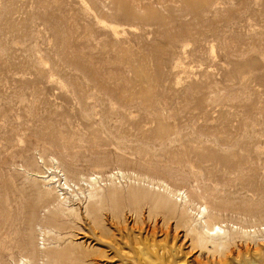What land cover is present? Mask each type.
Listing matches in <instances>:
<instances>
[{
	"label": "rangeland",
	"instance_id": "obj_1",
	"mask_svg": "<svg viewBox=\"0 0 264 264\" xmlns=\"http://www.w3.org/2000/svg\"><path fill=\"white\" fill-rule=\"evenodd\" d=\"M52 158L73 182L103 177L89 206L109 232L137 238L157 191L117 169L254 224L241 204L264 185V0H0V264L28 255V233L47 247L51 197L33 171ZM239 254L264 264L262 248Z\"/></svg>",
	"mask_w": 264,
	"mask_h": 264
},
{
	"label": "bare ground",
	"instance_id": "obj_2",
	"mask_svg": "<svg viewBox=\"0 0 264 264\" xmlns=\"http://www.w3.org/2000/svg\"><path fill=\"white\" fill-rule=\"evenodd\" d=\"M100 23L111 34L118 32L111 24ZM211 156L213 153L208 154ZM51 163L47 175L44 172L40 176L41 173L33 171L45 189L41 197H51L48 226L39 229L43 246L47 247L40 253L32 242V234L28 233V255L21 256L14 264H36L34 256L38 258L37 264H254L241 257L240 248L264 249V185L241 204L244 213L258 218L254 224L245 226L224 222V206L216 203L213 195L203 203H195L201 199L200 195L193 193L191 199L183 188H172L163 181L140 178L117 169L109 179L120 177L127 181L131 176L157 188L147 210V220L140 221L136 238L127 236L118 224L113 231H106L95 206H89L101 199L103 188L100 184L104 180L100 174L94 172L73 182L58 160L52 158ZM28 173L31 174L25 170V174ZM81 212L89 222L86 241L90 243L85 239L80 243L72 240L71 230L81 220ZM177 232L181 235L176 236ZM61 245L64 247L59 250ZM82 249L84 258H71L73 251Z\"/></svg>",
	"mask_w": 264,
	"mask_h": 264
}]
</instances>
